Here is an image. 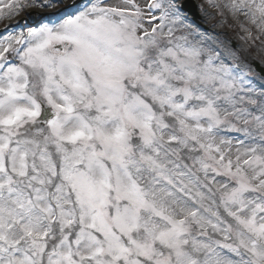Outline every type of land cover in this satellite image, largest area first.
I'll return each mask as SVG.
<instances>
[{
  "label": "snow or ice",
  "instance_id": "obj_1",
  "mask_svg": "<svg viewBox=\"0 0 264 264\" xmlns=\"http://www.w3.org/2000/svg\"><path fill=\"white\" fill-rule=\"evenodd\" d=\"M208 3L264 44V0ZM0 264H264V88L180 0L0 33Z\"/></svg>",
  "mask_w": 264,
  "mask_h": 264
},
{
  "label": "rangeland",
  "instance_id": "obj_2",
  "mask_svg": "<svg viewBox=\"0 0 264 264\" xmlns=\"http://www.w3.org/2000/svg\"><path fill=\"white\" fill-rule=\"evenodd\" d=\"M47 2L48 0H46ZM106 2L115 4L118 3V0H106ZM194 2L196 3L195 16L188 14H184V16L191 31L195 34V40L201 41L206 48L213 50L219 55L221 60L235 71L245 74L253 87L257 89L264 88V77H261L255 71V67H260L264 70V44H261L259 41L251 44L242 40L241 37L244 33L241 32L238 24L227 15L226 11L225 15L229 20L224 22L225 15L221 16L219 14L220 10L212 8L208 0H194ZM84 3V0H74L68 4L64 0L63 3L58 4L56 7H47L52 12L46 14H41L39 9L37 11L26 9L11 21L7 18L0 19V32L4 33L7 25L17 26L19 28L18 31H20L22 29L26 30L28 27L39 26V24L51 20L61 19L68 14L76 12L77 8L83 7ZM69 5L74 6L69 7ZM203 9L208 12L210 23L218 24L216 33L208 32L204 28H210L207 20L202 19L198 22V11L200 12Z\"/></svg>",
  "mask_w": 264,
  "mask_h": 264
},
{
  "label": "bare ground",
  "instance_id": "obj_3",
  "mask_svg": "<svg viewBox=\"0 0 264 264\" xmlns=\"http://www.w3.org/2000/svg\"><path fill=\"white\" fill-rule=\"evenodd\" d=\"M71 1H73V0H67V3L69 4ZM44 9L45 10H43V9L39 10L40 13L45 14L46 12L47 13L51 12V11H48L49 10L48 8H44ZM31 10H33V9L31 8ZM199 15H200L201 18H203L204 20H207L208 21L210 28L207 31L208 32H211V33H216V31H217V25L218 24L217 23H214V24H211L210 23V19H209V16H208V12L205 9H203V10H201L199 12ZM227 15L230 17L229 14H227ZM224 17H225V20L224 21L229 20V18H227L226 15ZM9 20H12V19H9ZM7 29L10 30V31L16 32L15 31L16 29L13 28V27H11V26L10 27L8 26Z\"/></svg>",
  "mask_w": 264,
  "mask_h": 264
}]
</instances>
